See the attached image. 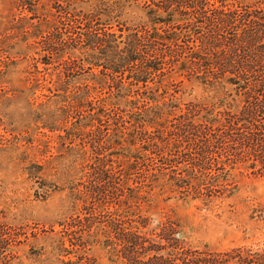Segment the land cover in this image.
Returning a JSON list of instances; mask_svg holds the SVG:
<instances>
[{
    "label": "trees",
    "instance_id": "trees-1",
    "mask_svg": "<svg viewBox=\"0 0 264 264\" xmlns=\"http://www.w3.org/2000/svg\"><path fill=\"white\" fill-rule=\"evenodd\" d=\"M53 1L60 8V0ZM210 1L214 3L210 4ZM243 1L80 0V8L75 7V0L64 2L63 17L71 16L73 20L65 24V30H69L65 31L67 37L60 38L55 45H48V56L52 58L55 54L56 60L74 59L72 62L79 66L77 69H87L92 75L90 80L96 85L101 84L100 79L109 78L112 83L110 103L97 107V114L106 116L103 123L109 133L90 139L83 132L77 136V161H86L89 148L103 151L110 157L107 165L101 159L93 168L95 185L89 194L85 193L94 202L108 197L115 200L125 195L124 207L130 209L131 201H135V204H142L144 211L143 215L138 213L142 229L136 232L124 229L126 232L120 233V237L125 247L120 251L115 245L110 247L116 258L121 254L130 260V264H136L132 259L143 253L146 261L140 264H264V248L261 247L236 248L215 255L206 249L188 248L193 253L180 251L179 256L183 258L175 259L172 254L164 257L161 252L166 245L172 249L181 245L182 249L187 245L186 237L177 221L161 222L150 213L156 208L153 201L159 192L168 194L163 202L178 197L182 202L200 199L206 204L235 192L233 184L224 186L226 179L220 178L224 165H212L213 153L206 148L209 147L210 129L224 116L219 105V100L225 97L222 91L228 90L245 101H253L239 115L243 117L242 123L255 130L246 135L252 137L248 140L254 142V153L264 154V122L258 119L264 113V104L257 99L259 96L264 98L261 94L264 91V66L257 68L264 62V5L259 2L243 4ZM9 3L13 13L19 12V21H27L28 34L31 29L38 32L44 26L39 37L46 34L50 39L54 17L43 13L41 0H9ZM84 3L87 9H81ZM259 5L263 9L251 11ZM237 9L244 12L239 14ZM20 12L26 14L21 16ZM115 26L117 32L113 30ZM220 48H226L228 52L222 54L218 52ZM65 67L69 72L70 68ZM184 81L196 83L205 93L209 92L212 103L207 107L182 108L175 96L177 93L174 91L175 95H170L165 89L169 83L180 85ZM74 90L66 86L60 87L59 92L69 109V104H73L76 111L80 109L77 112L80 127L90 126L93 120L102 123L95 115H84L86 108H92L91 103L88 96L75 98L73 93L70 97L69 93ZM245 90L249 92L244 93ZM105 105H111L110 115L103 110ZM227 116L233 120L228 122L230 130L237 123L238 115L229 113ZM246 136H241L242 142L247 141ZM225 137L230 139L232 136L225 133L214 137L213 141L221 143ZM194 138L198 139L197 145L206 142L202 150L195 152L196 160L187 157L184 160L189 166L180 168L166 163L169 161L164 155H181L184 144ZM73 142L70 140V144ZM256 157L264 160V155ZM153 159L156 160L154 163ZM69 172H66L68 176ZM76 194L81 196L83 192ZM51 233L47 247L63 249L60 233Z\"/></svg>",
    "mask_w": 264,
    "mask_h": 264
},
{
    "label": "rangeland",
    "instance_id": "rangeland-1",
    "mask_svg": "<svg viewBox=\"0 0 264 264\" xmlns=\"http://www.w3.org/2000/svg\"><path fill=\"white\" fill-rule=\"evenodd\" d=\"M65 1L60 0L58 8L53 0H41L45 9L43 13L54 17L48 39L46 34L39 37L44 26L38 32L31 29L28 34L27 21H19V12L13 13L9 0H0V264H66L69 261L73 264H130V260L121 254L116 258L110 247L115 245L119 251L125 247L120 237V233L126 232L124 229L135 232L142 229L138 221L139 214L144 213L141 203L131 201L128 209L123 206L125 195L115 200L108 197L94 202L85 193L89 194L95 185L93 168L101 159L107 165L110 157L103 151L89 148L86 161H77V136L83 132L90 139L109 133V128L103 123L106 116L97 114V107L110 103L112 83L108 78L100 79L101 84L96 85L90 80L92 75L87 69H77L79 66L72 62L74 59L56 60L55 54L52 58L48 56V45H55L60 38L67 37L65 31L69 30H65V24L73 20L71 16L68 19L63 17ZM79 1L74 3L77 8L82 4ZM255 2L264 5V0H245L242 3L256 5ZM81 9H87V4ZM259 9L263 8L259 5L251 11ZM237 12L242 14L244 11ZM25 14L20 12L21 16ZM113 30L117 32V27ZM218 52L224 54L228 49L220 48ZM65 66L70 68L69 72ZM263 66L264 62L257 68L262 69ZM66 86L75 89L69 91L70 97L73 93L75 98L88 96L92 108H86L84 115H95L102 123L93 120L90 126L80 127L77 119L80 109H73V104H69V109L60 95V87ZM167 88V94L177 93L173 95L182 108L193 105L207 107L212 103L210 93H205L196 83H169ZM222 94L225 97L219 100V105L224 116L217 126L210 129L209 147L206 148L213 153L215 160H210L212 165H224L225 170L220 176L226 179L224 186L233 184L235 192L212 204L200 199L182 202L178 197L163 202L168 194L159 192L153 201L156 208L150 211L152 217L161 222L167 219L177 221L182 226L187 244L182 249L181 245L174 249L166 245L161 252L164 257L172 254L175 259L183 258L179 253H193L188 248L206 249L211 251V255L236 248H264V160L256 157L264 154L254 153L252 137L246 135L255 130L242 123L243 117L239 115L253 101H245L228 90ZM257 99L264 104V98L259 96ZM103 110L110 115L113 109L111 105H105ZM229 113L238 115L237 123L230 130ZM258 119L264 122V113ZM225 133L232 137L214 143V137ZM241 136H246L247 141L242 142ZM70 140L75 143L70 144ZM197 143L198 139L194 138L184 144L181 150L186 155H164L169 161L166 163L177 168L189 166L184 159L196 160L195 152L206 144ZM155 161L153 159L152 162ZM67 171H70L69 176ZM81 192V196L76 194ZM52 231L60 233L63 249L47 247ZM64 249L71 254L68 255ZM142 254L132 261L136 264L145 262ZM198 256L203 257L201 254Z\"/></svg>",
    "mask_w": 264,
    "mask_h": 264
}]
</instances>
